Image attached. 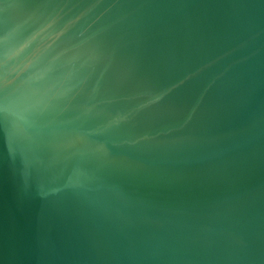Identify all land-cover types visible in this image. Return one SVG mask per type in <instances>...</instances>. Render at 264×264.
Masks as SVG:
<instances>
[{
	"label": "water",
	"instance_id": "95a60500",
	"mask_svg": "<svg viewBox=\"0 0 264 264\" xmlns=\"http://www.w3.org/2000/svg\"><path fill=\"white\" fill-rule=\"evenodd\" d=\"M0 264H264V0H0Z\"/></svg>",
	"mask_w": 264,
	"mask_h": 264
}]
</instances>
